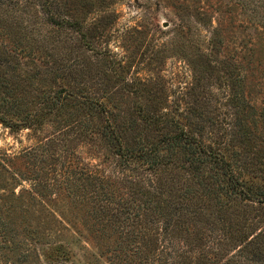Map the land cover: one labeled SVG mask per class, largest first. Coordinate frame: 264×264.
Wrapping results in <instances>:
<instances>
[{
    "label": "trees",
    "instance_id": "trees-1",
    "mask_svg": "<svg viewBox=\"0 0 264 264\" xmlns=\"http://www.w3.org/2000/svg\"><path fill=\"white\" fill-rule=\"evenodd\" d=\"M244 1L264 27V0ZM32 2L25 17L16 0H0V122L14 131L57 123L63 139L39 143L20 158L0 152V170L13 172L14 179L32 175V191L45 197L54 181L45 170L62 165L73 202L91 203L87 230L120 239V250L131 251L140 264H264V105L250 98L243 70L212 64L217 28L204 39L209 52L194 65L187 46L173 41L132 71L131 55L92 48L91 30L53 10L50 0ZM42 14L54 30L38 21ZM106 29L96 26L98 39ZM169 49L200 83L188 89L184 104L170 100L163 69L154 68L163 66L160 58ZM36 62L45 72L33 70ZM220 66L221 73L215 72ZM67 139L107 147L114 170L90 169L66 142L60 155ZM20 159L23 171L16 167ZM3 197L0 235L14 238L28 226L44 233L35 207L23 202L20 211Z\"/></svg>",
    "mask_w": 264,
    "mask_h": 264
},
{
    "label": "rangeland",
    "instance_id": "rangeland-1",
    "mask_svg": "<svg viewBox=\"0 0 264 264\" xmlns=\"http://www.w3.org/2000/svg\"><path fill=\"white\" fill-rule=\"evenodd\" d=\"M16 1L21 8L25 9L20 12V15L26 17L24 12H32L33 0ZM50 1V7L53 10L60 9V13L66 19L77 20L82 27L92 31L87 34L89 36L91 33L93 36L90 38L92 48L109 49L117 57L131 55L132 59H135L132 62V71L146 67L147 58L158 52L161 47L171 48L173 41L187 46L182 47L193 60L191 65H194L201 56L209 52L208 43L204 39H209L212 29L217 28L220 42L216 46L219 51L212 52V64L217 66L225 64L224 67L236 73L240 69L243 70L248 76L250 98L256 106L261 108L264 105V27L254 20V6L251 2L244 0ZM59 3L61 8L58 7ZM43 15L39 16L38 21L46 22L43 20L46 15ZM46 20L48 22V19ZM46 23L45 28L54 30L52 25ZM98 24L105 25L107 28V33L100 39L96 32ZM176 24H178L177 27ZM198 27H201V31ZM176 30H183L182 36L176 33ZM75 36L79 38L80 35L75 34ZM80 50L88 56H93V52L84 46ZM160 59H163V66L156 64L154 68L157 66L163 69L162 72L168 81L170 100L173 102L178 100L184 104L190 97L187 93L188 89L198 88L200 84L198 77H195L193 72L180 62V57L171 49ZM36 63L32 64L33 70L40 68L42 72H45V68L40 66L39 62ZM223 66L215 72L221 73ZM156 71L154 70V73ZM87 79L88 85L94 83L92 78ZM201 83L206 84V80H202ZM219 88L221 86L214 82L212 89L220 93ZM216 97L219 98L217 95ZM55 124L57 123L37 131L27 128L14 131L0 122V152L20 158L21 153L26 149L35 147L39 143H49L53 140L52 138L57 137L63 139L60 131L54 129ZM263 133L260 130L259 135ZM65 142L73 152H76L78 158L89 163L90 169L96 166L110 174L114 170L113 157L108 154L107 147H95L89 141L83 143L68 139L63 142L61 140L60 155H64L62 151ZM103 153L108 154L110 158L104 157ZM22 163L23 160L20 159L16 162V167L23 171ZM56 166L55 171H53L54 168L45 170L50 172V176L54 179L50 181V186L44 193L45 197L32 191V185L36 182L32 179V175L31 178L25 177L23 180L14 179L13 172L0 170V197L4 195L3 199L10 200L13 205L19 207L20 211L25 210L24 203L30 206L26 207L30 210L35 207L41 219L45 220L43 234L32 233L29 229L33 231V227L28 226L25 230H20L16 238L0 235V260L3 261L1 264H140L137 259H131V251L123 253L120 250L121 246H117L120 239H116L115 236L110 239L87 230L84 220L87 219L86 214L91 203L73 202V194L63 186L65 184L64 169L60 164ZM16 167H9V170L14 171ZM43 178H46V175ZM124 189H121L122 196L129 197V194H124ZM3 246L5 249H2ZM2 251L6 259L1 257ZM50 253L52 257L49 256ZM220 260L216 264H226L225 260Z\"/></svg>",
    "mask_w": 264,
    "mask_h": 264
}]
</instances>
